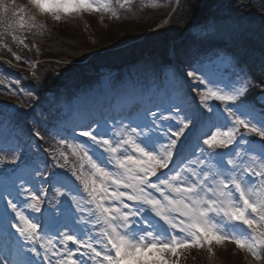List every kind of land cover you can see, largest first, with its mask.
<instances>
[{
  "label": "snow or ice",
  "instance_id": "obj_1",
  "mask_svg": "<svg viewBox=\"0 0 264 264\" xmlns=\"http://www.w3.org/2000/svg\"><path fill=\"white\" fill-rule=\"evenodd\" d=\"M134 4L135 0H28L27 4L0 0V47L12 52L7 37L28 47L18 33L43 32L45 26L33 12L57 21L92 12L119 19L118 12H131ZM142 6L158 7L160 0ZM186 75L202 86L199 100L212 115L192 109L178 96L167 115L149 111L151 120L135 126L119 121L109 128L107 122L93 121L79 126L78 132L73 129L71 140L62 137L57 142L53 158L58 151L63 160L57 166H67L71 155L76 161L71 175L78 183L69 186L53 177L52 182L61 185L56 196L69 197L79 213L71 226L63 225L67 230L58 238L45 240L39 235L40 223L7 201L18 221L12 224L16 232L26 242L43 240L45 264L53 260L55 264H180L191 249H204L212 257L213 246L225 243L264 264V112L257 118L242 108L241 100L252 81L238 76L236 82L221 87L223 80L211 68L195 65ZM210 100L219 101L227 115L214 110ZM193 130L199 132V154L183 156L178 142ZM34 135L45 138L39 129ZM248 135L260 138L259 149ZM7 159L0 157V163ZM16 160L12 156L8 162ZM36 175L42 176L38 171L33 178ZM17 194L25 196L24 208L41 212L43 186L24 187L22 182ZM29 251L40 255L35 246ZM0 264L10 261L0 258Z\"/></svg>",
  "mask_w": 264,
  "mask_h": 264
},
{
  "label": "rangeland",
  "instance_id": "obj_2",
  "mask_svg": "<svg viewBox=\"0 0 264 264\" xmlns=\"http://www.w3.org/2000/svg\"><path fill=\"white\" fill-rule=\"evenodd\" d=\"M53 24L54 23L51 22V26H53ZM103 26L104 25L102 24L101 19L98 20L93 17L88 19V27H89L88 29H91V32L85 29L87 28L85 23L79 22V21L75 25H71L69 27L68 26L62 27L60 24H55L54 26L55 32L53 34L54 35L53 38L49 39L46 43H44L45 49L44 48L42 49V56H44L45 58L43 60L42 65L39 64L41 59H38V62H35L34 65L36 66L38 65L41 71H46L47 69L48 70L55 69L56 68L55 65L57 64L56 61H58V59L59 60H69L72 63H74L77 60L81 61L84 57H87V59L96 58L99 61L100 60L104 61L111 54L113 55V53L120 54V52H118L117 50L127 48L130 42L134 43L136 41L135 43L140 44L141 40H142V43L149 42L148 44H153L150 47H146L142 49L141 50L142 52H145L148 48L150 49L153 47L158 48L156 46V43H153L155 42V40H157V36L156 34H154V31L157 32L156 28L154 30L147 29L148 27H146L145 24H128V25H123V26L112 24V25H107L105 27ZM93 42H97V43L93 44ZM96 50L100 52L97 53ZM127 51L129 52L131 57H133L134 59H138L142 53V52L132 53L131 51L133 50H130V49H128ZM124 53L126 54V52H122L121 54H124ZM84 62H82L81 64H83ZM79 65H80L79 62L76 63L75 65H71V64L68 65L67 63L61 62V65L59 66L61 69H63V67L71 66L73 67L72 70L75 71L76 69H79ZM30 66L31 64H28V66L25 65V68H22V69H29V68L31 69ZM138 74H139L138 71L132 70L129 74L126 75L125 78L129 76L135 77V76H138ZM174 84L176 85H169V87H172V88L177 87L179 88V91L174 92L170 96L171 100L169 104L165 105L166 106L165 109H158V111L167 115V111H166L167 108L169 107L170 104L177 102L178 96L180 99L184 101L186 105L191 106L192 109L200 108L201 102L199 98L197 97L198 88H195L192 85V81L189 82V86H188L189 91L192 92V96L194 99V103L192 104L190 103L191 98L188 97V95H184L186 86L184 84H179V82L174 83ZM15 86L16 85H11V84L8 85L10 89H13ZM107 88H110V86H107ZM194 104H197V105L195 106ZM142 114L143 115H140L139 117H133L131 121V124L133 126H135V124L137 123H143V122L151 120V116L148 113H142ZM82 116H87V120L85 122L81 121ZM114 118L115 117L113 116L112 118H110V123L107 125L109 128L115 122ZM91 122H92V112L88 109L86 105L79 104L77 115H76V120L71 122L70 128L72 130L75 129L78 132L79 128L76 127L77 125L81 126L85 124H90ZM123 122L125 124H128L127 121H123ZM165 123H169V122H165ZM12 129L13 128L11 126H7V125H3L2 127H0V133L2 134L1 139L8 140L12 138ZM188 135H189V132L186 133L185 137H181V138H186ZM77 139L82 140L83 138L77 137ZM72 160L73 162L71 161V159L68 158V162L70 163L69 164L70 166L73 163H75L74 159ZM24 174L25 172L21 173V175L18 176L16 180H14V184L13 183L8 184L5 182L3 184V188L9 187L12 189L17 188L19 190L22 182H23L24 187H28L27 184L23 181L24 177L22 176ZM36 179L37 177L34 180L32 179L31 180L36 181ZM65 183L69 184V186H72L71 184H74V183H69V182H65ZM54 184H56L57 186L56 189L61 187L60 184H57V183H54ZM61 198L66 201L67 209H65L63 212L60 213V216L58 219L63 220V219L68 218L70 215H74V217L72 216L70 217V219L76 220L79 213L75 211V207L72 204L70 198L69 197H61ZM22 199L23 201L25 200L24 195H18L17 192L14 193V198H13L14 203L16 202L19 203ZM6 208H8V205ZM36 214L39 215V213H36ZM9 215L16 217L14 212L10 213ZM0 220L5 221L7 223L8 222L18 223L17 219L4 217L1 215H0ZM54 221H55L54 218H49L48 219L49 224L47 223V226H53V224H57ZM8 224L12 227L13 223H8ZM213 251L215 255L212 257H209L208 252L204 251V252H199L198 254H189L186 257L182 258L181 260L184 262L190 263V264H192L193 262H197V260H202L204 261L205 264H256V261H254L251 258V256L249 257L247 253L239 251L235 247L234 244L225 243L224 246L214 245ZM193 264H196V263H193Z\"/></svg>",
  "mask_w": 264,
  "mask_h": 264
},
{
  "label": "trees",
  "instance_id": "obj_3",
  "mask_svg": "<svg viewBox=\"0 0 264 264\" xmlns=\"http://www.w3.org/2000/svg\"><path fill=\"white\" fill-rule=\"evenodd\" d=\"M214 1L216 0H182L180 8H178L173 17L170 34H182L186 29L198 22L207 14L209 7ZM221 2L224 4L228 3L227 0H221ZM134 49H136V46H132L130 50ZM113 54L116 55L118 53Z\"/></svg>",
  "mask_w": 264,
  "mask_h": 264
}]
</instances>
